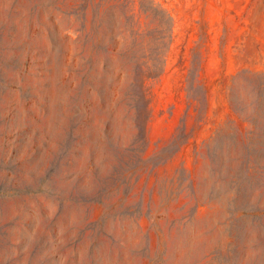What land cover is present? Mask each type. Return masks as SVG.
Segmentation results:
<instances>
[{
    "label": "rangeland",
    "instance_id": "374dc122",
    "mask_svg": "<svg viewBox=\"0 0 264 264\" xmlns=\"http://www.w3.org/2000/svg\"><path fill=\"white\" fill-rule=\"evenodd\" d=\"M157 1L166 69L124 119L87 0H0V264H264V0Z\"/></svg>",
    "mask_w": 264,
    "mask_h": 264
},
{
    "label": "trees",
    "instance_id": "16d2710c",
    "mask_svg": "<svg viewBox=\"0 0 264 264\" xmlns=\"http://www.w3.org/2000/svg\"><path fill=\"white\" fill-rule=\"evenodd\" d=\"M173 29L172 14L157 0H87V86L98 89L110 110H128L124 119L143 117L148 82L166 69Z\"/></svg>",
    "mask_w": 264,
    "mask_h": 264
}]
</instances>
